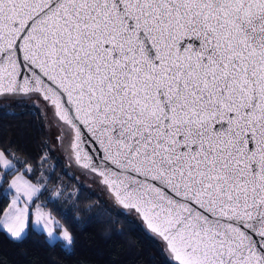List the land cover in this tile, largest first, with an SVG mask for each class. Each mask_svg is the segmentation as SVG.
<instances>
[{"label":"snow or ice","instance_id":"obj_1","mask_svg":"<svg viewBox=\"0 0 264 264\" xmlns=\"http://www.w3.org/2000/svg\"><path fill=\"white\" fill-rule=\"evenodd\" d=\"M23 98L168 264H264V0H0V109ZM52 151L0 145V232L71 250Z\"/></svg>","mask_w":264,"mask_h":264},{"label":"trees","instance_id":"obj_2","mask_svg":"<svg viewBox=\"0 0 264 264\" xmlns=\"http://www.w3.org/2000/svg\"><path fill=\"white\" fill-rule=\"evenodd\" d=\"M46 142L53 148L45 119L36 106L16 103L0 109V145L11 143L22 159L26 157L35 164ZM51 157L44 165L49 190H42L40 199L70 227L75 245L64 250L63 241L47 244L46 234L31 232L18 242L0 232V264H168L161 253L162 242L150 236L141 220L86 187L54 149ZM61 189L69 194L78 191V202L75 196L55 197L54 192ZM89 206L91 211L87 210ZM65 212L66 220L62 218ZM77 215L80 220L74 222Z\"/></svg>","mask_w":264,"mask_h":264},{"label":"rangeland","instance_id":"obj_3","mask_svg":"<svg viewBox=\"0 0 264 264\" xmlns=\"http://www.w3.org/2000/svg\"><path fill=\"white\" fill-rule=\"evenodd\" d=\"M16 103L34 105L33 101L28 99V98H23L21 100L8 101L7 105H14ZM34 106H36V105H34ZM36 107L39 109V111L41 112V114L43 115V117L45 119V122H46V125L48 128V132H49L50 137H51L53 149L60 156H62V158L65 160L67 166L70 168L71 172L73 174H76L79 177L80 181L86 187H88L90 190H92L95 193H102L108 198V193L105 191L104 186L99 182L100 180L98 179V177L96 175H94L93 173L89 172L88 170L83 169L82 167H80L79 165H77L75 163L74 153L72 152L70 147L66 146L68 142L65 141V143L61 144V143H58L56 141V139H55V137L57 135L56 121L58 120V117L53 116L51 111H47V112L43 111L42 106H40V107L36 106ZM69 139H71V138H69ZM131 215H132V217L138 219L134 214H131Z\"/></svg>","mask_w":264,"mask_h":264},{"label":"water","instance_id":"obj_4","mask_svg":"<svg viewBox=\"0 0 264 264\" xmlns=\"http://www.w3.org/2000/svg\"><path fill=\"white\" fill-rule=\"evenodd\" d=\"M94 174V173H93ZM94 175H96V174H94ZM97 177H98V179L100 180V177L98 176V175H96ZM127 211V210H126Z\"/></svg>","mask_w":264,"mask_h":264}]
</instances>
